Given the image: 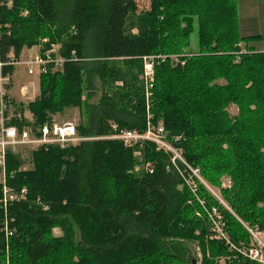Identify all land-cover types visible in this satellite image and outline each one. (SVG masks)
<instances>
[{
    "label": "trees",
    "instance_id": "1",
    "mask_svg": "<svg viewBox=\"0 0 264 264\" xmlns=\"http://www.w3.org/2000/svg\"><path fill=\"white\" fill-rule=\"evenodd\" d=\"M195 22L198 47L188 52ZM260 38L240 36L235 0H150L142 11L136 0H0L1 76H11L7 63L23 49L43 54L53 46L51 57L64 60L44 67L32 101L16 102L5 86L7 125L36 135L78 109L75 129L85 139L32 148L27 170L6 151L0 264H192L191 241L202 264L249 262L230 245L249 247L247 228L264 232V53L248 45ZM146 56L165 57L154 66L147 103ZM93 77L96 104L89 103ZM147 114L229 210L195 178L192 194L166 171L170 155L152 143L127 148L107 139L121 130L145 133ZM211 208L228 245L214 238Z\"/></svg>",
    "mask_w": 264,
    "mask_h": 264
},
{
    "label": "built area",
    "instance_id": "2",
    "mask_svg": "<svg viewBox=\"0 0 264 264\" xmlns=\"http://www.w3.org/2000/svg\"><path fill=\"white\" fill-rule=\"evenodd\" d=\"M38 50L32 55L27 61L23 62L27 68L28 75L40 74L44 72V67L48 64H62L64 60L59 58H51L53 53H56V47L51 46V49L41 54ZM264 53V44L263 50ZM171 60L176 62V57H169ZM165 59L163 56H146L141 58L142 72L140 80L144 87L146 103L150 96V91L153 87L154 82V66L157 61ZM183 64L182 62L180 63ZM7 65L14 66V62H9ZM2 64L0 63V68ZM11 82L10 77L0 75V168L4 166V159L6 151H12L18 146H29L31 148H38L41 146H57L60 149H65L70 146L77 145L79 142L85 139L77 136L75 126L71 123L44 125L39 129L36 135L32 133L30 129H24L22 132H18L15 127L8 126L7 122L10 119V115H5L7 111L6 105L3 103V96L5 95V86ZM25 89H22V93ZM19 117V116H18ZM150 116L147 114V130L143 134H139L133 131L121 130L118 133L110 136L107 139L118 140L127 148H134L140 146L143 142L152 143L156 151L170 155V167L166 168L167 172H176L183 181V185L196 196L197 185L194 182L195 178L203 187H207L206 183L200 178L197 169H192L183 159L182 151L180 148H175L168 142L166 134L162 125L152 127L149 125ZM174 140V142H176ZM149 166H147L148 168ZM146 168V170H147ZM11 198V197H10ZM202 206V202L198 201ZM208 221L210 223L211 231L214 234V238L225 241L228 245L229 240L227 239L223 231V223H221L220 216L218 215L215 208H211L210 211H206ZM248 232L255 239V233L248 229ZM258 245H252L250 247H230L236 251V253L247 259L252 264H264V249Z\"/></svg>",
    "mask_w": 264,
    "mask_h": 264
},
{
    "label": "rangeland",
    "instance_id": "3",
    "mask_svg": "<svg viewBox=\"0 0 264 264\" xmlns=\"http://www.w3.org/2000/svg\"><path fill=\"white\" fill-rule=\"evenodd\" d=\"M149 2L150 0H136L138 11L146 10L149 7ZM235 4H236V13H237V7H238V14L241 15V16H238L237 18L241 17L242 19L241 22L243 23V27L241 28V30H239V34L246 35V34H249L250 32L261 34L259 35L261 37L259 40L248 41V45L249 44L253 45L256 51L261 52L263 50V43H264V0H235ZM247 13H250L253 15L252 18L254 19L252 21H250L248 17L246 16ZM197 47H198L197 24L195 22L193 24L192 32L189 36L188 45L185 48V51L196 52ZM37 49L38 47H33L31 49H23L21 52L22 55L19 57V60L14 65L13 73L10 76L11 82L9 84L10 88L8 90V96L14 99L16 102L27 103L29 101H32L34 97L38 94V74L35 73L34 75H28L26 66L22 64L23 62L27 61L34 54V52L36 53ZM92 83L94 85V94H93V97L89 100V103L96 104L100 98V83L96 77L92 78ZM23 88L25 89V91H23L22 93L21 91ZM228 112L230 116L233 117L236 115L237 110L235 107L230 106L228 108ZM24 116L30 119L29 114L27 112L24 113ZM81 116H82L81 110L68 109L64 111L63 114L56 116L54 118V123L60 124V125L71 123L74 126H77ZM31 150L32 148L29 146H18L13 150L14 153H18L24 159L25 161V164L23 166L24 170L30 169L31 165L28 159H29V152ZM135 155L139 157V153ZM147 166H148L147 164H145L144 166H138L135 170H140L141 168L142 170H146ZM2 181H3V172L0 173V182ZM222 187L223 188L230 187V183L228 179H225V178L222 179ZM204 188L216 200H218L219 203L223 205V207L229 210V208L222 202L220 195H219V191L217 189L211 188L208 185L207 187H204ZM254 233L257 239L251 236L249 247L252 245H258V242H260L259 246L264 249V232L257 231ZM53 234L55 236H58L60 233L58 230H54ZM77 236L78 235L76 233V237ZM190 246H191L190 248L191 258L190 259L193 260L195 264H202L203 256L201 255V252L195 246L194 242L191 241ZM215 264H224V259L223 258L218 259Z\"/></svg>",
    "mask_w": 264,
    "mask_h": 264
},
{
    "label": "crops",
    "instance_id": "4",
    "mask_svg": "<svg viewBox=\"0 0 264 264\" xmlns=\"http://www.w3.org/2000/svg\"><path fill=\"white\" fill-rule=\"evenodd\" d=\"M238 16H241L240 14H238V7H237V17ZM246 16L248 17V19L250 20V21H252L254 18H252L253 17V15L252 14H250V13H247L246 14ZM238 19V28H239V30H241V28L243 27V23L241 22L242 21V19H241V17L240 18H237ZM259 36V35H261V34H258V33H252V32H250L249 34H246V35H240L241 37H250V36ZM264 44V43H263ZM38 51V49L36 50V52ZM34 54H35V52H34ZM33 54V55H34ZM22 55V54H21ZM20 55V56H21ZM29 114V113H28ZM29 117H30V115H29Z\"/></svg>",
    "mask_w": 264,
    "mask_h": 264
},
{
    "label": "water",
    "instance_id": "5",
    "mask_svg": "<svg viewBox=\"0 0 264 264\" xmlns=\"http://www.w3.org/2000/svg\"><path fill=\"white\" fill-rule=\"evenodd\" d=\"M192 264H195L194 261H192ZM241 264H252V263H249V262H244V263H241Z\"/></svg>",
    "mask_w": 264,
    "mask_h": 264
}]
</instances>
